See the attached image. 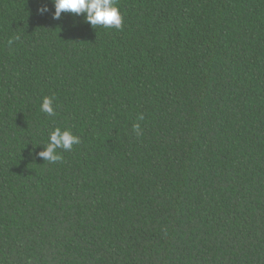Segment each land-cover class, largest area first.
Masks as SVG:
<instances>
[{"label":"trees","instance_id":"obj_1","mask_svg":"<svg viewBox=\"0 0 264 264\" xmlns=\"http://www.w3.org/2000/svg\"><path fill=\"white\" fill-rule=\"evenodd\" d=\"M116 4L0 0V264H264V0Z\"/></svg>","mask_w":264,"mask_h":264},{"label":"clouds","instance_id":"obj_2","mask_svg":"<svg viewBox=\"0 0 264 264\" xmlns=\"http://www.w3.org/2000/svg\"><path fill=\"white\" fill-rule=\"evenodd\" d=\"M54 5L52 18L59 20L63 13H73L76 15H84V20L91 26L96 28L101 26L104 28L120 29L123 25V16L116 4V0H51ZM38 11L43 14L48 11L45 4ZM54 97L45 96L42 98L40 110L48 116H55L56 111L53 105ZM138 120H143V115H139ZM133 131L137 136L142 135L141 126L139 123L133 125ZM80 137L74 135L70 129H61L55 127L48 137V143L43 147V150L37 155L43 158L44 161L56 163L62 161L63 156L58 149L70 151L74 145L79 144Z\"/></svg>","mask_w":264,"mask_h":264}]
</instances>
